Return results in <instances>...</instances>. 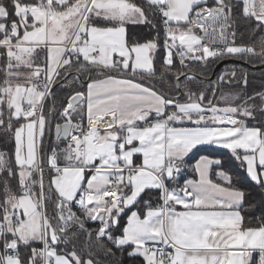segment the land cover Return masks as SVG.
Wrapping results in <instances>:
<instances>
[{"label":"snow or ice","instance_id":"1","mask_svg":"<svg viewBox=\"0 0 264 264\" xmlns=\"http://www.w3.org/2000/svg\"><path fill=\"white\" fill-rule=\"evenodd\" d=\"M228 60L264 67V0H0V264H264V89Z\"/></svg>","mask_w":264,"mask_h":264},{"label":"trees","instance_id":"2","mask_svg":"<svg viewBox=\"0 0 264 264\" xmlns=\"http://www.w3.org/2000/svg\"><path fill=\"white\" fill-rule=\"evenodd\" d=\"M137 31H141V30L137 29ZM237 61H240V60H237ZM240 62H242V61H240ZM216 65L212 66L208 70L209 77L211 76L212 71H213V69H214V67ZM233 65H236L237 66V71H240V70L247 71L248 78H249V88H248L249 92H251L254 89L255 90L264 89V68H261V69H258V70H251V69H248V68H246V67H244L242 65H238V64L224 65L218 71V73L216 74V77L221 72L225 71L226 68H231ZM251 67H253V66H251ZM216 77H215V79H216ZM206 86H207L206 84H197V85H195V87H199V88L206 87ZM67 91H68L67 88H65V89H59V88H57L56 89L57 97H62ZM258 119H259V117H258ZM249 123H254V122L253 121H249ZM204 154H210V155H213V156H218L221 159H223L225 161V167H226V169H228L233 174L235 180H241L243 178L242 171L239 169V167L236 165V163L234 161H232V160L229 159V154L227 153L226 150L216 149V148H210L209 149V152L208 153H204ZM186 175H191V171L189 170L186 173ZM248 191L251 193L248 196V201L249 202H255L258 205L257 208L254 210V214L256 216H259V215L264 214V209H262L259 206V201H260V193H259V190L258 189H255V188L249 187L248 188ZM244 209L245 210L248 209V203H245Z\"/></svg>","mask_w":264,"mask_h":264},{"label":"water","instance_id":"3","mask_svg":"<svg viewBox=\"0 0 264 264\" xmlns=\"http://www.w3.org/2000/svg\"><path fill=\"white\" fill-rule=\"evenodd\" d=\"M230 64H238V65H242V66H244V67H246V68H248V69H251V70H258V69L264 68V67H262V66L251 67V66H249V65H245V64H243L242 62L237 61V60H228V61H224V62H221V63L217 64V65L214 67V69H213V71H212V74H211V76L209 77V79H210V80H214L215 77H216V74H217L218 71L221 69V67L224 66V65H230Z\"/></svg>","mask_w":264,"mask_h":264},{"label":"crops","instance_id":"4","mask_svg":"<svg viewBox=\"0 0 264 264\" xmlns=\"http://www.w3.org/2000/svg\"><path fill=\"white\" fill-rule=\"evenodd\" d=\"M205 147H208V146H205ZM216 149H218V148H216Z\"/></svg>","mask_w":264,"mask_h":264}]
</instances>
